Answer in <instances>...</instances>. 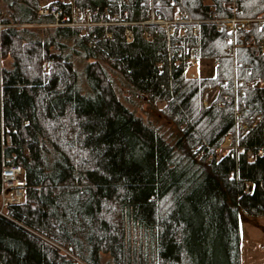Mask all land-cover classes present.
<instances>
[{
    "label": "trees",
    "instance_id": "trees-1",
    "mask_svg": "<svg viewBox=\"0 0 264 264\" xmlns=\"http://www.w3.org/2000/svg\"><path fill=\"white\" fill-rule=\"evenodd\" d=\"M53 2L109 25L0 0V192L7 166L26 182L0 214V264H242L240 209L264 216V28L211 20L264 18V0ZM178 13L200 23L143 24ZM192 49L212 75L187 77Z\"/></svg>",
    "mask_w": 264,
    "mask_h": 264
},
{
    "label": "built area",
    "instance_id": "built-area-1",
    "mask_svg": "<svg viewBox=\"0 0 264 264\" xmlns=\"http://www.w3.org/2000/svg\"><path fill=\"white\" fill-rule=\"evenodd\" d=\"M182 0H171V3L174 5L180 4ZM109 10L107 9L105 13H107ZM97 12L94 13L96 15ZM39 15L41 16H52L54 18V25L56 26H80V25H86L89 29V31L92 29L93 26L96 25H109V23H95L93 21V14L87 12L86 14H81L80 12H73L72 14H67L63 12V10L55 3H49L45 5H41L39 9ZM216 16V15H214ZM215 18V17H214ZM83 19L86 21L85 24H82L81 21ZM213 21V20H211ZM193 23L194 21L189 18L184 13H179L175 16L173 21H165V20H159L152 18L150 21L144 22L143 24H158L161 27L165 28L168 33H173L175 29V25L180 24H186V23ZM217 22V21H216ZM115 24H124L127 25L128 23H122V22H115ZM218 29L222 30L225 28L228 32V34H233L237 29H243L248 30L252 29L254 27H259L261 29L264 28V18H254V19H240L237 17H232L229 19H220L218 22ZM198 34V29H194V35ZM147 38H151V34L149 32L146 33ZM242 41L245 40L244 36L240 38ZM233 38L229 40L230 43H232ZM235 45H233L232 51L234 49ZM264 52V47L262 48ZM228 52H231V50H228ZM189 63L191 65H199L201 62V58L199 57L198 53L195 51V49L191 50L190 58L188 59ZM215 64L217 62L215 61ZM52 68V62L46 61L43 64V71L48 72ZM240 85L242 82H238ZM240 95H243L241 92ZM227 140L231 142L233 140V135L230 134L227 137ZM25 178H24V171L23 167L21 165H11L7 166L3 169L2 172V184H1V192H0V214L4 215L6 217H9L5 209L11 205V204H19L21 203L25 198ZM5 212V214H4Z\"/></svg>",
    "mask_w": 264,
    "mask_h": 264
},
{
    "label": "rangeland",
    "instance_id": "rangeland-1",
    "mask_svg": "<svg viewBox=\"0 0 264 264\" xmlns=\"http://www.w3.org/2000/svg\"><path fill=\"white\" fill-rule=\"evenodd\" d=\"M60 1H63V0H60ZM40 2L42 3V5H45L46 3L49 4L50 2H53V0H40ZM214 17L215 18L213 19V22L217 23L220 19H218L216 16ZM81 23L85 24L86 21L83 19ZM194 23H200V21H194L193 23L191 22V23L180 24V25L177 24V26L180 29V33L184 35L187 30V27L190 25H193ZM74 27H81L85 32L89 31L86 25H80V26H74ZM193 32H194V29H193ZM213 62L215 63V61L205 59V60H202L201 64L199 63V65L193 66L190 64L189 68L186 71L187 77L195 78V77L212 75L214 73V68H215V64H213ZM214 91L215 89H207L204 92L203 94L204 95V98H203L204 105L208 104L209 99L213 97ZM131 108L132 109L135 108V111L137 112V114L144 116L146 119L153 121L155 124L162 123L161 126L164 129H166L163 126L164 119L158 117L157 113L153 109H151L149 106L145 104H139L135 106L132 104ZM232 148L233 147H231L230 141L229 140L225 141L224 145H222L221 148L217 150V156L218 157L224 156ZM201 155L203 154L201 153ZM5 212H6V209H5ZM240 230H241V263L242 264H264V216L249 215L243 209H240Z\"/></svg>",
    "mask_w": 264,
    "mask_h": 264
},
{
    "label": "crops",
    "instance_id": "crops-1",
    "mask_svg": "<svg viewBox=\"0 0 264 264\" xmlns=\"http://www.w3.org/2000/svg\"><path fill=\"white\" fill-rule=\"evenodd\" d=\"M53 1H55V0H53ZM64 2H71L72 0H68V1H66V0H63Z\"/></svg>",
    "mask_w": 264,
    "mask_h": 264
}]
</instances>
